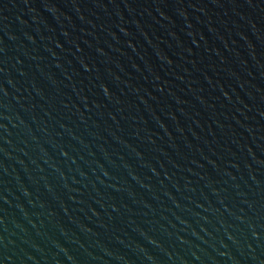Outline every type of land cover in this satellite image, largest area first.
<instances>
[{"label": "water", "instance_id": "1", "mask_svg": "<svg viewBox=\"0 0 264 264\" xmlns=\"http://www.w3.org/2000/svg\"><path fill=\"white\" fill-rule=\"evenodd\" d=\"M0 264H264V0H0Z\"/></svg>", "mask_w": 264, "mask_h": 264}]
</instances>
